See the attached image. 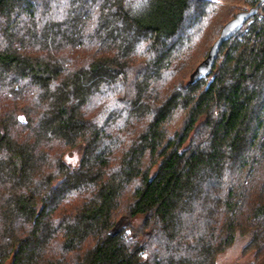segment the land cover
Wrapping results in <instances>:
<instances>
[{"label":"trees","instance_id":"16d2710c","mask_svg":"<svg viewBox=\"0 0 264 264\" xmlns=\"http://www.w3.org/2000/svg\"><path fill=\"white\" fill-rule=\"evenodd\" d=\"M238 235L264 264V1L0 0V264H217Z\"/></svg>","mask_w":264,"mask_h":264},{"label":"rangeland","instance_id":"374dc122","mask_svg":"<svg viewBox=\"0 0 264 264\" xmlns=\"http://www.w3.org/2000/svg\"><path fill=\"white\" fill-rule=\"evenodd\" d=\"M81 156L80 150L68 153L65 161L71 165L78 163ZM247 237L238 235L230 247L222 252L217 258V264H249L253 261V252H245L244 247Z\"/></svg>","mask_w":264,"mask_h":264},{"label":"water","instance_id":"95a60500","mask_svg":"<svg viewBox=\"0 0 264 264\" xmlns=\"http://www.w3.org/2000/svg\"><path fill=\"white\" fill-rule=\"evenodd\" d=\"M257 8L258 7H255L250 9L246 13L238 14L235 20H233L230 24L226 25L221 32L219 40L214 45L215 49H217L224 40L235 34V32L242 27L243 23L246 22L251 16H253L257 12Z\"/></svg>","mask_w":264,"mask_h":264},{"label":"snow or ice","instance_id":"6c2138e0","mask_svg":"<svg viewBox=\"0 0 264 264\" xmlns=\"http://www.w3.org/2000/svg\"><path fill=\"white\" fill-rule=\"evenodd\" d=\"M147 0H138V3H146ZM62 3L67 4V0H62Z\"/></svg>","mask_w":264,"mask_h":264}]
</instances>
